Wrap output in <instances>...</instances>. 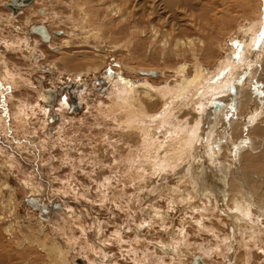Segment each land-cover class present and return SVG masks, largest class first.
<instances>
[{
	"label": "rangeland",
	"instance_id": "374dc122",
	"mask_svg": "<svg viewBox=\"0 0 264 264\" xmlns=\"http://www.w3.org/2000/svg\"><path fill=\"white\" fill-rule=\"evenodd\" d=\"M61 1H62L61 4H57L56 0H54L55 3L53 2L52 4L51 3L52 1L50 2V0H41V1L39 0L38 3L34 4L32 9L25 10L26 9L25 8L24 11L21 10L22 11L21 13L18 11V13L16 14L18 17L16 15H13L14 17H17L13 21L12 27H15V29H13L11 26L6 25V22L3 19L8 14L10 13L13 14L12 10L6 6L7 4L10 3V1L0 0V33H2L3 35H7L8 33H10L8 34L9 37L12 38L14 36L12 39L14 38L16 39L18 35H19L18 38L22 35L19 32V30L24 29L26 31L27 28H29L31 25L33 27V25H44V24L47 27L49 26V28H51L50 29L51 31L53 29V31L55 32V34H53L55 36L54 37L55 40L54 38H52V40H50L51 42H46V43L45 42L42 43L39 40L40 41L39 45H36L35 46L36 49L32 52V57H33L32 59H29V57L26 56L27 54L24 55L22 51H18V50L9 53L7 52L5 56L7 57V61H9L8 63L9 66L12 68V70L15 71L17 75L23 77L25 80L28 81L27 82L28 86L19 87L18 89L13 91V98L11 99V101H9L10 102L9 104H11V108H13V110L17 111L18 105H20V103H24L26 113L30 115L29 119L31 121L28 122L27 124V127L29 128H27L28 131L27 130L25 131L26 132L25 135L24 134L22 135L21 132L18 133V131H16V129L14 128L16 135L14 134L13 137L14 139L26 138L32 143V145L26 146L25 144L23 146L21 144L14 142V139H10L7 136V134L3 132L2 130L3 125L1 124L2 127L0 129V148H1L0 164L2 163L4 164L6 163V164L5 165L2 164L3 167L2 169L0 168V177H1L0 186L6 181L9 183L12 190L11 192L14 194L16 208L14 207V205H12L13 203L8 201L9 193H10L9 190L3 189L2 194L0 193V198L1 201H4V205H6L5 208L7 210H4V216H0V218H3L2 220L0 219V223H1L0 240L2 241V242L0 241V243H3L4 241L5 244L4 243L3 244L5 245L8 254H5L4 256L0 257V264H51L52 257H50L45 250L42 252L40 251V249H38L37 246L36 247L33 246V248L35 247L37 251L35 248H34L35 251L27 250V248H31L30 247L31 245L26 242H25L26 244L24 245H19L20 244L19 240H22L24 238V236L21 235V233L17 230L18 229L17 226L19 225L22 226V231L24 230L25 232L24 231L23 232L28 235L34 234L33 232H38L41 229L42 232L46 234H50L51 237L50 242L52 239V242H54L55 244L59 245L64 249H67V246L71 245L72 243L73 252L70 253V256L68 255L72 264H78L77 261L79 259L83 261V264H90V262H93L95 257L97 258L101 257L103 261H105L102 264H110L111 262L110 263L108 262L110 259L109 260L107 259V254L111 256L110 257L111 259L113 258L111 264H158L157 263L158 261H160L159 263L162 262L161 264H172L171 258H169L168 256L165 257L163 256V259L162 256L161 257L157 255L155 256V249H156L155 247L153 248V246L149 247L147 245L144 246L146 242L157 243L160 240L167 241L166 235L162 232H159V229H161V227H164L166 223H161L160 221H156L157 226L155 225V228L153 227L150 228L151 225L150 227L145 228L143 230L144 235H141L142 237L140 238L144 240L143 242L144 244L143 243L140 244L139 237L137 238L133 236L134 232H130V231H127L126 233L121 232L122 242L120 241V243H118L116 230L119 228L118 226L121 227L127 226L125 228V230H127L129 226L136 227L141 223H147L148 221L151 222V219L148 217V212L146 209L148 208L147 205L154 204L156 205L157 208L165 210L168 209V202L170 200V197L167 195L163 196L164 199H159L160 198L159 195H163V194L155 195L154 189H156L158 185L171 184L172 186H177V185H181V183L179 179L174 175L175 172L171 171V172H166V176L165 174H163L157 177L153 173L150 174L152 180L149 178V181L145 183L146 186L144 184L138 185L136 184L135 181L133 182V184H131V182L128 179L127 172L129 170V167L133 164V162H131V159L133 158L132 156L134 155L132 156L130 155L132 153L136 154L137 151H139L140 147L136 151L135 150L136 147H134L137 146L136 145L137 142H135L136 139L134 137L129 138L127 135L122 133V129H117L114 126H112L111 125L112 123L110 122H114L113 118L108 117L107 119H105V117H103L101 112L102 111L101 106H104L103 109L106 111L107 109L105 108L106 106L104 104L108 105L107 107L112 105L113 103H111V100L113 101L117 99L118 91L120 93L126 91L124 89L126 86H130V85L132 86V84H134L137 81L136 79H138V77H140L141 79L143 78V76L128 73L127 69H132V67L140 70L162 69L167 71L168 68L172 67L171 69H174L177 67L178 64L184 63L183 61L186 62L188 61L187 64L190 68L187 67L184 73L186 74L187 77H191L193 75L194 73L193 70L195 68L192 67L193 64L191 63L193 58H191V56L189 55H185L184 57L179 55L177 56L175 53L176 51L174 49H172L173 52L170 51V49H168L166 50L165 53H163L164 50L162 49L163 48V46L161 45L162 43L161 42L158 43V41H153L152 36H148L151 35L150 30L152 29L151 26L153 25L155 26L157 24V26L155 27L159 28V31L162 33V35L171 34L174 36L180 35L183 37L192 36L196 40L198 39L203 40L204 45L199 46V48L202 50L199 55V59H201L200 61L203 63L205 68L208 69L209 77L210 75L213 77H216L218 75L219 78L220 77L219 74L221 72L222 73L225 72V69L224 70L220 69L219 67H217V64H219L218 62L221 60V57L224 56V53L227 56L231 54L230 57L228 56V58L231 59L228 60L231 62V64L239 68V71L237 69L234 72L235 74L234 77L236 76L235 79L233 75H232L233 78L229 77V79L231 78L232 79L230 80V82L228 81L229 89L228 87H226V90L228 92L227 91H225L226 93L222 92L224 89L222 91L219 90V92L222 93L221 95L220 94L219 95L220 96L226 95L227 99H224V101L221 104L219 103V105L218 104L216 105L217 107L215 108V111L218 115L215 116V111H214L212 113V115L213 114L214 115L211 116L210 120H207L208 117H204L203 115V121H205L206 119L207 124H205V126H207L206 129L208 128L207 136L209 138L206 139L204 136L202 142L201 140H198L197 142L198 144L200 143L202 144L200 149L201 155L198 162V170H197V173L199 174L204 167L206 166L208 167L209 165H211L208 163L210 159H208L205 154V150H207L208 148L207 145L210 144L213 138L210 137L212 136L211 130L214 128V130L218 131V128L222 127L223 124L222 120L225 117L226 119L229 117L230 120L241 122V120H239V116L244 115L247 112H250V110L241 112V109H239L237 110L238 118H231L232 115L227 113L229 111L227 110V108H228V103H230L231 106H232V102L235 103V105L237 104L239 105L238 102L240 101V98L244 97L247 94V91L250 88L248 87L247 78H249V76L251 77L253 72L250 73V71L253 70L254 68L253 66H255L256 62L257 64L259 63V60H257L256 62L253 59L251 60L252 57H249L250 63L248 62V59L247 61H245V63L244 62L241 63L242 57L248 54L246 51L247 49H245V46L249 44L248 35H250V33H247L246 31V29H249L247 28L248 26H244L245 28L243 27L241 29L239 28L241 32L238 30L239 25H243L244 21H246L249 15H251L252 10L256 12L257 0H252L255 3L254 2L251 3V0H242V1L241 0H199L196 2L198 5H195L196 3H194L193 7H191V5L188 4L189 2H185L184 0H181L183 4L179 3L180 5L179 10H182L180 11V13L183 14L184 13L183 7H186L188 10V11L186 10V16H188L187 19L188 18L189 20L192 19L193 20L192 24L193 25L195 24L194 25L195 28L193 26H191L192 29L190 28L189 30L188 28L187 30H183L181 28V31H179L180 30L179 27L181 26L178 25V23H180L181 21V18H179L180 16L178 15L176 16L175 14L176 12H179L176 11L177 5L176 4L172 5L167 0L166 1L138 0L139 4L137 3V0H133V1L115 0L117 5L122 6L123 10L128 12L127 18H125L122 21L121 19H119V17L117 18L116 15L109 14L108 10L105 9L112 2V0H105L104 2L91 0L95 5H98L100 3L99 4L100 12H98L100 14H98L97 16V18L99 19H96V21L101 23L102 31L100 32L101 33L100 36L104 39V40L102 39L103 41L94 39L90 34H88L89 37L87 35V39H86L85 35L87 34V30L84 28V26L80 25L79 12L74 11V18H72V20L70 18L72 10L71 8H68V5L70 6L72 0H61ZM247 1L251 3V7L249 8L246 3ZM261 1H262V14H264L263 13L264 0ZM149 2L150 3L154 2V4L152 3L150 4ZM91 4H92L91 2L88 3L87 7H91L92 6ZM186 4L188 5L185 6ZM50 8L51 10L53 9L54 11V12L52 11L53 14H55V12L56 13L62 12L63 15H66V18L60 19L59 16H54L50 11ZM37 9L38 10L45 9L46 14L40 15V17H36L34 14L32 15L29 14L30 12L36 11ZM106 13L108 14V16ZM110 15L114 17L115 20H113V18H111ZM28 17H30L29 20L30 22L26 21ZM262 17H264V15ZM74 19L77 21V25H75L76 21H74ZM72 21H74V23ZM135 21L137 22L136 25L139 26L140 29L139 31H137L138 33L137 36L139 35L137 38L136 35L132 34V31H130L135 25L133 24ZM139 21H141V23ZM119 22H122V24ZM260 22L259 21L255 22L256 26L262 24ZM121 25H125V26L127 25L128 27L126 28L125 26H121ZM169 26L172 27L169 28ZM112 28H116V29H112ZM118 30L120 31L121 34L119 33ZM81 32L84 33L81 34ZM175 32L177 34H175ZM72 33H75V36H73L74 38L71 36ZM81 36H83V38ZM262 36L263 37L261 41L264 42V32ZM36 37L39 39V36ZM67 37L73 38V44L70 48L66 49L65 47H63V40L64 38ZM163 39H166V37H164ZM226 39H227L226 42L227 50L224 51V49L221 50L220 46L221 44L223 45V42ZM261 41L259 42L261 43ZM259 42H255V44L252 46V55L255 52L259 51L260 48L258 46ZM262 51L263 50L261 49V52L257 54L256 58L259 59V55L262 54ZM59 52L62 54H59ZM64 54L71 56L70 61L66 60V63H64L62 60H60ZM86 54L88 57L89 55L90 57L96 55L99 57L97 58L99 62L100 60L101 62L103 61L102 63L101 62L98 63L100 68L99 72L98 71L90 72V73L86 72L85 70L86 67L88 65L93 66L94 64V61L91 62L92 59H90V57L89 59H87V63H85ZM234 55H237L238 58L237 59L233 58ZM219 70L220 72H218ZM214 72L216 75L214 74ZM229 72L230 71L227 70L224 74H227ZM171 76H174L173 77L174 79H171L172 82L169 83L173 86L175 84L174 80L177 75L175 76L174 73H171ZM179 77L181 78L180 75ZM154 78H155L154 76H150L148 77V81H151L150 83H153L156 86L162 87L165 80L159 79V81L158 80L152 81L154 80ZM116 83L118 84V87ZM102 84H104L105 86L102 87ZM235 84L238 85L236 86ZM67 86H70L72 91H74V89H77V92H79L78 95L75 96L77 99L79 96V99L81 101L80 105H78L77 103V106L80 107V110L71 111V108L69 107L67 111L62 112L61 118L50 122L49 119L52 118V116L50 117V115L48 114L46 115L44 110V109L49 110L50 108L48 107L50 106L46 105V107H43V104L41 103L42 99L40 100V97L42 96L41 93L44 90L46 91L52 90V92H54V96H55L54 100L57 98L56 99L57 104L55 110L58 111L57 113H59L58 110L60 104L59 100L62 98V96H65L67 93L69 94V92L65 91ZM108 94L110 95L112 94V95L109 96ZM228 95L233 100L228 99ZM201 97L204 98L206 97V95L204 94ZM151 106L153 107L152 110L150 111H152V113L154 112L156 113L161 110V107L163 106V102L162 101L152 102ZM190 106L192 105H188V107ZM203 107L204 105L201 106V108ZM207 112L210 111L208 110L206 111V113ZM169 114L166 117L173 115L172 113L170 115ZM220 114L222 116H220ZM175 115H177V117L179 116L178 113H175ZM206 115H209V113ZM216 118H217L216 123H213ZM46 119H48V121H46ZM177 119L183 121L179 117ZM44 124H47L46 128H43ZM212 124H214V127ZM233 124L235 125L236 123L234 122ZM132 139L134 140L131 141ZM226 139L227 137H225V140ZM225 140L220 143L221 147L226 146L225 144H227V142ZM132 145L134 148L132 147ZM12 158L14 160H12ZM236 166H238V164ZM250 175H251L250 184L252 185L249 184L248 191L250 192V194L255 196V194H257L258 192L261 191L263 192L264 182L262 183L261 182L262 180L260 181L261 183L259 182L260 184L255 182L254 181L255 178H253L254 174L252 173V171ZM260 175L261 178L264 177V174H260ZM155 177L157 178L155 179ZM220 177L217 178V182H218L217 185L220 188L221 187L226 188L225 185H221L220 180L222 178L220 179ZM171 179L173 181H171ZM153 183L156 184L157 186L154 185ZM30 185H34L33 188L34 190L41 188V194L38 195L42 196L44 201H47L46 199L48 198L49 200L53 201V205L56 203L60 204L61 209L59 210L53 209L55 213L56 212L60 213L59 219L57 218L56 220H51L50 222H48L46 218L44 219V216L41 217L40 213L32 211L28 207L26 198L32 196L33 197L38 196L37 194L31 192L32 189L29 188ZM137 185L140 186L141 189H140V194L137 193L136 196L134 192L136 193L135 188L138 187ZM190 186H191L190 184L186 185V187H188L191 190L192 188H190ZM238 190H240V187H237V191ZM153 194L154 196L152 197ZM199 198L200 197H198V199L196 200L194 199L193 202L194 207L195 206L197 207L198 205L201 204L200 202H202L201 200L202 198L200 199ZM61 199L64 200V202H62ZM231 199L232 197L229 199V205L232 206L233 204L231 202L232 201ZM209 204H211V202H209ZM53 205L51 206L50 204V207L53 208ZM194 207H191L190 210L192 209L195 210ZM210 208H211L209 209L210 212L206 210V213L201 212V214H199L197 211V213L194 212L192 215L190 210H189V215H187L186 213L185 214L182 213L181 217L183 219L185 217L187 220L186 222L190 221L189 224L185 226L186 232H188V234L190 232L189 234L190 236L188 237V241H191L190 248L191 250L194 249L195 252L194 251L193 252L196 255H200L203 258H205L207 264L208 263L228 264V262H226V259L224 258L223 252L219 253L220 249L218 247H221L220 245H222L221 238L227 235L226 232L229 233L228 230L229 228L225 227L227 225V220L229 219L225 218L224 215L220 214L219 211H214L215 209L212 206H210ZM180 212H182L181 205H176L175 211L169 209L170 215L174 217L175 220L172 223L169 221L167 223V227L168 225L173 224L172 225L173 231H175L177 228H179V226H181V223L179 221V218H181ZM0 213H1V209H0ZM218 214H220L221 218L224 219V224L226 223L225 225L224 224L218 225L216 220L214 221V219H217ZM199 215L201 216V219ZM191 219L192 221H195V223L194 222L191 223ZM38 221H40L42 224L38 223ZM73 221L75 222L73 223ZM80 221L84 225L85 229L88 228L86 229L85 235L81 232V230L77 226V224L80 223ZM202 223L204 224L206 223L205 225L207 227ZM7 224H12L16 228L13 230L15 232L12 235L14 239L11 236L7 235L6 233ZM158 224L160 226H158ZM213 225L215 229H220L219 235L215 237L212 236L213 235L212 233H210L209 236V232L206 231L207 229L212 230ZM3 226H4V230H3ZM64 226H66V229L71 228V230L69 229L67 230V232L62 231L64 230L63 228ZM99 226L101 229L99 228ZM191 226L193 228H191ZM149 228L151 229V235L147 234L148 233L147 229ZM31 230L32 233L30 232ZM97 234L99 236H102L100 241L103 240V242H105L106 240L108 242L109 246L108 244L106 245L107 254H104L103 251H101L102 254L99 251H96V254H94L93 253L94 249H90L92 251H89L86 248V240L88 241L89 245L93 247L94 240ZM17 239H18V243H17ZM17 246L18 247L20 246V248H17ZM226 246H222L221 249L227 250ZM243 246L244 245L242 244L238 245V247H243ZM21 247L26 248L25 250H22V252L25 251V253L19 251L22 249ZM203 249L205 250V255ZM240 250L248 251L247 248L245 247L241 248ZM11 251L14 253H11ZM206 251L208 252V254ZM225 252L229 253L230 251L227 250ZM261 252L262 253H259L260 255L256 253L255 256L256 258L253 255V258L251 259V264H255V263L264 264V253L263 251ZM20 253L22 254L20 255ZM258 255L260 257H258ZM246 257L247 256L245 254L241 253V255L238 257L239 261L234 262L232 259L230 264H248L245 263V260L247 262ZM21 258H23V260ZM54 258H55L54 260H56L57 256H55ZM137 260H140V262H137ZM187 260L190 261L191 259L187 258Z\"/></svg>",
	"mask_w": 264,
	"mask_h": 264
},
{
	"label": "bare ground",
	"instance_id": "6f19581e",
	"mask_svg": "<svg viewBox=\"0 0 264 264\" xmlns=\"http://www.w3.org/2000/svg\"><path fill=\"white\" fill-rule=\"evenodd\" d=\"M94 1L104 2L105 0H94ZM152 1H155V0H152ZM160 1H163V0H160ZM164 1H166V0H164ZM167 1L169 3H171L172 5L173 4L177 5L176 11H179V12H176L175 14H176V16L178 15V16H180L179 18H181L180 23H178V25L181 26V27H179V29H180L179 31H181V28L183 30H187V28H188V30H189L191 28V26H193L195 28V26H194L195 24L194 25L192 24L193 20L192 19L189 20V18L187 19V17H188V16H186L187 8L183 7L184 13L183 14L180 13V11H182V10H179V8H180L179 3L183 4V2L181 0H167ZM184 1L189 2L188 4L191 5V7H193V4L199 0H184ZM38 2H39V0H34L31 5H29L27 7L19 8V12L21 13L22 12L21 10L24 11L25 8H26L25 10L32 9L34 4L38 3ZM50 2L53 4L54 0H50ZM63 2H65V1H63ZM90 2L92 3L91 4L92 6L87 7V4ZM252 2H254V1L251 0V3ZM10 3H11V1H10ZM56 3L61 4L62 1L56 0ZM137 3H138V0H137ZM158 3H160V2H158ZM246 3L248 5V8L251 7V3L249 1H247ZM99 4L95 5L91 0L90 1L89 0H72L70 6L68 5V8H71V10H72V13L70 15L71 20H72V18H74V11L79 12V14H80V25L84 26V28L87 30V34L85 35L86 39H87L88 34H90L94 39H97V40L103 39L100 36V34H101L100 32L102 31L101 30L102 29L101 23L96 21V19H99V18H97L98 14H100V13H98V12H100L99 11L100 10ZM126 4H127V2H126ZM152 4H154V2ZM188 4H186L185 6H187ZM256 4H257L256 5V12L252 10V13L250 12L251 15H249L247 20L244 21L243 25L238 24L239 25L238 30H239V28L241 29L244 26H248L247 28H249V29H246V31H247V33H250V35H248L249 36V39H248L249 44H247L245 46V49H247L246 51L248 54H246V56L242 57L241 63H243V62L245 63V61H247V59H248V62L250 63L249 57H252L251 60L253 59L255 62L257 60H259V63L257 64V62H256L255 66H253L254 68L252 67L253 70L250 71V73L253 72L251 77L249 76V74H248L249 78H247V76H246V78L248 79V87H250L247 91V94L244 97L240 98V101L238 102L239 105L238 104L235 105V103L232 102V106L230 103H228V108H227V110H229L227 113L232 115L231 118H238L237 110H239V109H241V112L249 111V110H250V112H247L244 115L239 116V120H241V122L240 121L237 122L235 120H230L229 117L226 119V117L224 116L225 118L223 117L224 119L222 120V122H223L222 127L218 128V131L214 130V128L211 130L212 136H210V137H213V138H212L210 144L208 143L209 145H207L208 146L207 150H205L206 157L208 159H210V161H208V160L207 161L211 165H209L208 167L207 166L204 167L201 170L203 172L200 171L199 174L197 173L198 162H199L200 155H201L200 149L202 146L201 143L198 144L197 142H198V140H201V142H202V140L204 139V136L206 139L209 138L207 136V129L208 128L206 129L207 126H205V124H207L206 119H205V121H203V115H204V117H208L207 120H210L211 116L214 115V114L212 115V113L215 111V108L217 107L216 105L217 104L219 105V103L221 104L224 101V99H227L226 95H222L223 97L220 96L222 93H220L219 90L222 91L224 89L222 92L227 91L226 87H228V85H229L228 83L234 77V75H235L234 72L237 69L239 71V68H237L235 65L231 64V62L229 61L231 58H228V56L230 57L231 54L227 56L224 53V56L221 57V60L218 62L219 64H217V67H219L220 69H223V70L225 69V72L227 70H229L230 72L227 74H224L225 72L224 73L221 72L219 74L220 75L219 78H218V75L216 77H213L210 75V77H209L208 76V74H209L208 69L205 68L203 63L200 61L201 59H199V55L202 51L199 48V46L204 45L203 40H201V39L196 40L192 36H184L183 37L180 35L174 36L171 34L162 35V33L159 31V28L155 27V26H157V24L155 26L153 25V26H151L152 29L150 30L151 35H148V36H152L153 41H158V43H160V42L162 43L161 44L163 46L162 49L164 50L163 53H165L166 50H168V49H170V51H172V49H174L176 51L175 53L177 56L178 55L183 56V57L185 55L191 56V58H193L191 64H193L192 67L195 68L193 70L194 71L193 75L191 77H187L186 74L184 73V71L187 69V67H189L187 64L188 61L187 62L183 61L184 63L178 64L177 67L174 69H171L172 67L168 68L167 71L162 70V69L161 70H152V69L140 70V69L133 68V67H132V69L126 68L128 70V73L140 75V76H143V78L141 79L140 77H138V79H136L137 81L134 84H132V86L131 85L126 86L124 88L126 90L124 92L120 93L118 90H115V91H118L117 99L113 100L114 102L111 100V103H113V104L110 105L111 104L110 103L109 107H107L108 105L104 104L106 106L105 108L107 109L106 111L103 109L104 106H101V109H102L101 112H102L103 117H105V119H107L108 117L113 118L114 122H110V123H112L111 124L112 126H114L117 129H122V133L127 135L129 138L134 137L136 139L135 142H137V144H136L137 146H134V147H136V149H135L136 151L140 147L139 151H137L136 154L132 153L130 155V156L134 155V156H132L133 158L131 159V162H133V164L129 167V170L127 172L128 179L131 182V184H133V182L135 181L136 184H138V185H141V184L145 185V183H147V181H149V178L152 180V178L150 177V174L153 173L157 177L160 175H163V174H165V176H166V172H171V171L175 172V174L174 173L173 174L179 179V181L181 183V185H177V186H172L171 184L170 185L164 184V185H158L157 186L156 184L153 183L154 185L157 186L156 189H154L155 195L163 194V195H159L160 196L159 199H164L163 196H166V195L170 197V200L168 202V209H165V210L159 209L154 204L147 205L148 208H146V209L148 212V217L151 219V222L148 221L149 223L148 222L147 223H141V224L137 225L136 227H130L129 226V228L127 230H125V228L127 226L126 227L125 226L124 227L118 226L119 228L116 230L118 243H120V241H121V237H122L121 232H123V233L124 232L126 233L127 231L134 232L133 236H135L137 238L139 237V239H140L142 237L141 235H144L143 230L145 228L150 227V225H151L150 228H152V227L155 228L156 221H160L161 223H166V225L164 224L165 226L163 225L165 228L161 227V229H159V232H162L166 235L167 241L160 240L157 243H155V242L147 243L145 241L146 243L144 246L147 245L149 247L150 246H153V248L155 247L156 248L155 249V256L156 255L160 256V257L162 256V259H163V256L164 257L168 256L169 258H171L172 264H194V259L196 256H199L202 259L203 263L207 264L205 258H203L200 255H196L194 253L195 252L194 249L191 250V248H190L191 247V245H190L191 241H188V237L190 236L189 235L190 232L188 234V232H186V228H185V226H187V224H189L190 221L186 222L187 221L186 218L184 217V219H183L181 217L182 213L183 214L186 213L187 215H189V210L191 209V207H194L193 206L194 199L196 200V199H198V197H200V198H202L201 199L202 202H200L201 204L198 205L197 207L196 206L194 207L195 210H193V209L190 210L192 215L194 212L197 213V211L199 214H201V212L206 213V210L209 211V209H211L210 206H212L215 209L214 211H219L220 214L224 215L225 218L229 219V220H227V225L225 226V227L229 228L228 229L229 233L226 232L227 235H225L223 237L224 239L223 238H221L222 240L220 239L222 241V245H220V246L222 247V246L227 245L226 246L227 250L230 252L229 253L225 252L227 250H223V249H221V247H218L220 250L217 248L219 250V253L223 252L224 258L226 259V262H228V264H230L232 259L234 262H236V261L238 262L239 261L238 257L241 255V253H243L247 256L246 257L247 262L245 259L244 260H245V263H248V264H251V259L253 258V255L255 257L256 253H258V254L262 253L261 251H263V253H264V189H263V192L262 191L258 192L257 194H255V196L250 194V192L248 191V187H249V184L251 181V179H250L251 178V175H250L251 171L254 174L253 178H255V180H254L255 182L259 183L261 180H262L261 181L262 183L264 182V177L263 178L260 177L261 176L260 174H264V42L261 41L262 37H263L262 35L264 32V26H263L264 25V17H262L264 14H262V1L257 0ZM105 5H103V6H105ZM195 5H198V4L196 3ZM151 7H153V6H151ZM129 8H130V6H129ZM155 8H157V7H155ZM165 8H166V6H165ZM105 9L108 10L109 14H114L117 16V18L119 17V19H121V21L124 20L125 18H127V16H128V12L124 11L122 6L117 5L115 0H112V2ZM147 9H149V8H147ZM50 11L52 12L53 9L51 10V8H50ZM135 11H137V10H135ZM263 11H264V9H263ZM53 12H52V14H53ZM101 12H102V10H101ZM149 12H151V11H149ZM61 13L55 12L56 15L55 14H53V15L59 16L60 19L66 18V15H63V13L62 14ZM141 13H143V12H141ZM29 14H31V15L34 14L36 17H40V15L46 14V11H45V9L44 10H38L37 9L36 11H32ZM13 15H16V14L10 13L6 17L3 18L4 21L6 22V25H9L11 27L13 26V21L18 17L17 15H16L17 17H14ZM138 15H139V13H138ZM192 15H193V13H192ZM107 16H108V14H107ZM110 17L113 18V20H115L114 17H112L111 15H110ZM105 18H107V17H105ZM100 19H101V17H100ZM172 19H173V17H172ZM29 20H30V17H28L26 19L27 22H30ZM103 20H104V18H103ZM156 20H158V19H156ZM74 21H76V20L74 19ZM74 21H72V22L74 23ZM106 21H108V20H106ZM141 21H139V22L141 23ZM258 21L259 22L261 21L260 23H262V24H260L259 26H256L255 22H258ZM119 23L122 24V22H119ZM136 23L137 22L135 21L133 23L135 25L134 26L131 25V26H133V28L130 31H132V34L136 35V38H137L139 36V35L137 36V34H138L137 31H139L140 29H139V26L136 25ZM161 24H162V22H161ZM75 25H77V21H76ZM44 26H45V24H44ZM121 26H125V25H121ZM31 27H32V25L29 28H27L26 31L24 29L19 30V32L22 35L20 34L21 36L19 38H18V36H19L18 35L16 39L15 38L12 39L14 36L12 38H10L8 35L10 33H8L7 35H3L2 33H0V129L2 127L1 126V124H2L3 125V128H2L3 132L5 134H7V136L10 139H14V137H13V135L15 134L14 128L16 129V131H18V133L21 132L22 135L23 134L25 135V133H26L25 131L27 130V128H29V127H27V124L31 120L29 119L30 115L28 113H26L24 103H20V105H18L17 111L13 110V108H11V104H9L10 103L9 101H11V99L13 98V91L18 89L19 87L28 86V83H27L28 81L25 80L23 77L17 75L15 73V71L12 70V68L9 66V63H8L9 61H7V57H5L6 53L7 52L8 53L14 52V51L18 50V51H22L24 53V55L27 54L26 56H28L29 59H32L33 58L32 52L36 49L35 46L39 45L40 41L42 43L51 42V41H44L43 38H41L42 37L41 33L39 31L38 32L35 31ZM45 27L50 34V40H52V38L55 37L53 35V34H55V32L53 31V29L51 31L50 30L51 28H49V26L48 27L45 26ZM125 27L127 28L128 26L126 25ZM171 27L172 26H169V28H171ZM174 27H175V25H174ZM12 28L15 29V27H12ZM105 28H106V26H105ZM126 28H125V31H126ZM112 29H116V28H112ZM79 31H82V30H79ZM82 33H84V32H81V34ZM119 33H120V31H119ZM144 33H146V32H144ZM175 34H177V33L175 32ZM36 36H39V39ZM71 36L72 37L75 36V33H72ZM248 36H247V38H248ZM81 37L83 38V36H81ZM88 37H89V35H88ZM164 37H166V39H163ZM73 38H69V37L64 38L63 47H65L66 49L70 48L73 44ZM167 38H169V39H167ZM54 40H55V38H54ZM196 41H198V42H196ZM259 41H261V43ZM76 42H78V41H76ZM226 42H227V39L223 42V45L221 44V46H220L218 44L221 47V50L222 49H224V51L227 50L226 49ZM255 42H259L258 43L259 45L258 44L257 45L260 48H259L258 52H255L252 55V46L255 44ZM261 49L263 51H262V54L259 55V59H258L256 57H257V54L261 52ZM59 54H62V53L59 52ZM89 57H90V55H89ZM89 57L86 54L85 63H87V59H89ZM81 58H83V57H81ZM97 58H99V57L96 55L93 57L92 56L90 57V59H92L91 62L94 61V64L92 63L93 66L88 65L85 69L86 72H89V73L90 72H96V71L99 72L100 68H99L98 63H100L101 60L99 62V60ZM70 59H71V56L64 54L60 60H62L64 63H66V60L70 61ZM89 62H90V60H89ZM34 64H35V62H34ZM67 64H68V62H67ZM217 67H215V68H217ZM129 68H131V67H129ZM215 70H218V69H215ZM151 72H155V75H151L150 74ZM218 72H220V70ZM72 73H73V71H72ZM171 73H174L175 76L176 75L178 76V78L176 76L177 79L175 78V80H174L175 84L173 86L169 83V82H172L171 79H174L173 78L174 76H171ZM214 74H215V72H214ZM179 75L181 76V78L179 77ZM232 75H233V77H232ZM150 76L155 77L154 80H152V81H156V80L159 81V79H163V80H165L166 83L163 81L164 84L162 87L156 86L155 84L150 83L151 81H148V77H150ZM229 77H232V78L229 79ZM235 78H236V76L234 77V79ZM240 79H238V80H240ZM237 82H239V81H237ZM235 85L237 86L238 84H235ZM117 87H118V84H117ZM117 87H115V88H117ZM74 88H77V87H74ZM78 88H79V86H78ZM228 89H229V87H228ZM112 91H113V89H112ZM78 93L79 92H77V89H74V91H72L73 95H78ZM41 94H42V96L40 97V100L42 99L41 103L43 104V107H46V105L50 106V107H48V108H50L49 110L44 109L45 114L51 115L52 117L56 118V120L61 118L62 112L67 111L71 105L70 103H72L73 100L77 99L76 96H75V98H76L75 99L72 97V95H69L68 93L65 96H62V98L59 100L60 101L59 109H58L59 113H57L58 111L55 110L56 104H57V102H56L57 98L54 100V97H55L54 92H52V90H50V91L44 90V91H42ZM204 94L206 95V97H204V98L201 97ZM108 95L111 96L112 94L111 95L108 94ZM114 95H115V93H114ZM122 95H123V97H122ZM228 99H231L229 97V95H228ZM231 100H233V99H231ZM156 101L157 102L162 101L163 106L161 107V110L159 112L152 113V111H150V110H152V107H153V106H151V103L156 102ZM108 102H110V101H108ZM108 102H106V103H108ZM77 103H78V105H80V103H81L79 96H78L76 105H77ZM39 105H40V103H39ZM188 105H192V106L188 107ZM202 105H204L203 108H201ZM203 110H204L205 114H204ZM208 110L210 112L206 113V111H208ZM174 112L178 113V115H179L178 117L181 118L183 121L178 120L177 119L178 117H177V115H175ZM169 113L170 114L174 113V114L169 116V117H166ZM208 113L210 116L206 115ZM221 114H220V116H222ZM46 115H43V116H46ZM217 115L218 114L215 111V116H217ZM220 116H218V117H220ZM217 118L215 119V121L213 123H216ZM46 121H48V119H46ZM110 121H111V119H110ZM234 122L236 123L235 125L233 124ZM14 125H16V126H14ZM212 125L214 127V124H212ZM46 126H47V124H44L43 128H46ZM225 137H227L226 140H225ZM133 140L134 139H132L131 141H133ZM224 140L227 142V144H225L226 145L225 147H221L220 143ZM14 142L21 144L23 146L25 144H26V146L32 145V143L26 138H24V139L23 138L22 139L17 138V139H14ZM132 147H133V145H132ZM12 160H14V159L12 158ZM2 164H4V163H2ZM2 164H0L1 169L3 167ZM237 164H238V166H236ZM144 166H146V167H144ZM136 168H138V169H136ZM146 168H147V170H146ZM149 170L151 173L149 172ZM225 171H226V173H225ZM256 171H257V173H256ZM197 174H198V176H197ZM220 175H221V177H220ZM157 177H155V179ZM219 177H220V179L222 178L220 180L221 185H225L227 189L222 188V187L220 188L217 185L218 184L217 178H219ZM171 181H173V180L171 179ZM228 183H230V184H228ZM187 184H190L191 185L190 188H192L193 190L192 189L190 190L188 187H186ZM250 185H252V184H250ZM259 186H261V185H259ZM138 187L135 188L136 189V193L134 192L135 195L137 193L140 194L141 188H140V186H138ZM142 187H143V185H142ZM237 187H240V190L237 191ZM29 188L32 189V191H31L32 193H35L37 195L41 194V188L34 190L33 189L34 185H30ZM3 189L9 190V192H10L9 193V200L8 199L7 200L10 201L11 203H13L12 205H14V207L16 208V202L14 200V194L11 192L12 191L11 186L9 185V183L7 181L0 186V193L1 194H2ZM133 190H134V188H133ZM39 195L37 197L32 196V198L38 199L39 202H41L44 206L46 205L49 213L47 215H45L41 211V209H37L33 205H30L26 200V202L28 203L27 204L28 207L32 211L40 213L41 214L40 216L41 217L44 216V219L46 218L48 220V222H50L51 220H56L57 218L59 219L60 213L59 212L55 213L53 210L54 208L50 207V204H51V206L53 205V201L49 200L48 198L46 199L47 201H44L43 197L39 196ZM153 196H154V194L152 195V197ZM231 197H232L231 202L233 204L232 206L229 205V199ZM29 198H31V197H29ZM62 202H64V200H62ZM209 202H211V204H209ZM165 203H166V201H165ZM197 204H199V203H197ZM176 205L182 206V212H180L181 218H179L181 226H179V228H177L175 231H173V228H172L173 224H170L167 227V223L169 221L171 223L174 222L175 218L170 215L169 209L175 211ZM0 206L2 207V208L0 207V209H1L0 216H4V210H7V209L5 208L6 205H4V201H1V198H0ZM57 210H59V209H57ZM226 210H227V212H226ZM11 211H12V209H11ZM220 214H218L217 219H214V221L216 220L218 225H223L224 219L221 218ZM0 219L2 220L3 218H0ZM182 219H183V221H182ZM200 219H201V216H200ZM5 222H7V221H5ZM74 222L75 221H73V223ZM192 222L195 223V221H192V219H191V223ZM201 222H202V220H201ZM38 223H41V222L38 221ZM197 224H199V223H197ZM202 224H204V223H202ZM2 225H4V224H2ZM200 225H201V223H200ZM42 226H44V225H42ZM68 226H70V225H68ZM77 226L79 227L81 232L85 235L86 229H88V228L85 229V227L81 221H80V223L77 224ZM158 226H160V225L158 224ZM169 226H171V227H169ZM17 227H18L17 230L21 233V235L24 236V238L22 240H19L20 241L19 245H24L26 243H29L31 245L30 246L31 248H27V250H34V248L36 246L42 252L45 250L48 253V255L50 257H52L51 264H72L69 257H68V255L70 256V253L73 252L72 243H71V245L67 246V249H64V248L60 247L59 245L55 244L54 242H52V239L50 242V238H51L50 234H46V233L42 232L40 228H39L40 231L33 232L34 234L28 235V234L24 233L25 232L24 230H23L24 232L22 231V226L19 225ZM63 228H64V230H62V231H65V232H67V230H69V229L71 230V228L66 229V226H64ZM99 228H100V226H99ZM150 228L147 229V232H148L147 234H149V235H151V229ZM191 228H193V227L191 226ZM212 228H213L212 230H208V229L206 230L207 232H209V236H210V233L213 234L212 235L213 237L219 235L220 229H215L214 225ZM14 229H16L15 226H13L12 224H7V226H6L7 235H9L13 238L12 235L15 232V231H13ZM3 230H4V226H3ZM193 231H194V229H193ZM30 232L32 233V230ZM101 238H102V236H99L98 234L96 235L93 247L91 245H89L88 241L86 240V248L89 251H92L90 249H94V252H93L94 254H96V251H99V252L103 251L104 254H107L106 245L108 244V242L106 240H105V242H103V240L100 241ZM49 242H50V244H49ZM101 242H103V243H101ZM139 242L141 244L144 242V240L140 239ZM3 243H4V241H3ZM3 243H0V257L4 256L5 254H8V251L4 245L5 243L4 244ZM17 243H18V239H17ZM137 244H139V243H137ZM239 244L244 245L243 247L247 248L248 251H244V250H243L244 252L241 251L240 249L243 247H238ZM33 246H35V247L33 248ZM97 246H98V248H97ZM108 246H109V244H108ZM17 248H20V246L19 247L17 246ZM25 249L26 248H22L19 251L22 252V250H25ZM137 249H138V247H137ZM200 249H202V248H200ZM217 249H216V251H217ZM135 250H136V248H135ZM146 250H148V249H146ZM36 251H37V249H36ZM198 251H199V249H198ZM23 252L25 253V251H23ZM11 253H14V252L11 251ZM22 253H20V255ZM217 253H218V251H217ZM252 253H254V254H252ZM101 254H102V252H101ZM101 254H98V255H101ZM207 254H208V252H207ZM204 255H205V250H204ZM259 255H258V257H260ZM55 256H57L56 260H54ZM103 256H106V255H103ZM98 257H100V256H98ZM110 257L111 256L107 254V259L108 260L110 259L108 262L112 263L113 258L111 259ZM187 258H190L191 260L189 261V260H187ZM16 259H17V257H16ZM21 259L23 260V258H21ZM104 260H105V258H104ZM260 260H261V258H260ZM8 261H9V259H8ZM104 262L105 261H103V259L101 257L100 258L95 257L93 262H90V264H102ZM137 262H140V260H137ZM159 262L160 261H158L157 263L158 264L162 263V262L161 263H159ZM77 263H78V261H77ZM82 264H83V261H82ZM259 264H261V263H259Z\"/></svg>",
	"mask_w": 264,
	"mask_h": 264
},
{
	"label": "water",
	"instance_id": "95a60500",
	"mask_svg": "<svg viewBox=\"0 0 264 264\" xmlns=\"http://www.w3.org/2000/svg\"><path fill=\"white\" fill-rule=\"evenodd\" d=\"M10 1H11V3L7 4V7L9 9H11L14 14H17L18 11H19V8L27 7V6L31 5L34 0H10ZM32 28L35 31H37V32L39 31L41 33L42 38H43L44 41H50V34H49V32L47 31V29H46V27L44 25H33ZM234 58L237 59L238 56L234 55ZM150 74L151 75H155V72H151ZM75 108H76V104H73L72 107H71V111H74ZM77 109L78 108H76L75 110H77ZM26 200H27V202L30 205H33L37 209H41V211L45 215H47L49 213L47 206L46 205L44 206L41 202H39L38 199H35V198L31 197V198H26ZM53 208L54 209H60L61 206H60L59 203H56V204L53 205ZM78 263L82 264V260L79 259ZM194 264H204V263H203L202 259L199 256H196L195 259H194Z\"/></svg>",
	"mask_w": 264,
	"mask_h": 264
},
{
	"label": "flooded vegetation",
	"instance_id": "af4514ba",
	"mask_svg": "<svg viewBox=\"0 0 264 264\" xmlns=\"http://www.w3.org/2000/svg\"><path fill=\"white\" fill-rule=\"evenodd\" d=\"M104 86H105V85L102 84V87H104ZM64 90H65V89H64ZM65 91L69 92V95H72V97L75 98V95L72 94V89L70 88V86H67ZM75 99H76V98H75ZM71 100H72V99H71ZM75 101L77 102V99L74 100V101H72L70 108L72 107L73 104H76ZM76 108H78V109L75 110ZM76 108L74 109V111H78V110H80V107L77 106V105H76ZM50 117H51V115H50ZM49 120H50V122H51V121L56 120V118L52 117V118H50Z\"/></svg>",
	"mask_w": 264,
	"mask_h": 264
}]
</instances>
